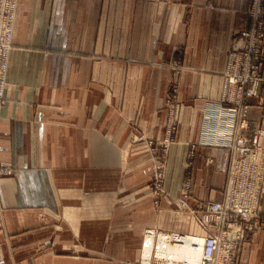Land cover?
I'll return each mask as SVG.
<instances>
[{
  "label": "crops",
  "instance_id": "obj_1",
  "mask_svg": "<svg viewBox=\"0 0 264 264\" xmlns=\"http://www.w3.org/2000/svg\"><path fill=\"white\" fill-rule=\"evenodd\" d=\"M249 2L20 0L0 116V160L15 168L0 179V264H139L144 230L179 219L150 188L175 80L182 117L164 187L187 189L191 207L223 200L231 150L191 144ZM249 114L258 120L257 105ZM260 205L264 215V195ZM240 251L237 264H264V224Z\"/></svg>",
  "mask_w": 264,
  "mask_h": 264
},
{
  "label": "built area",
  "instance_id": "obj_2",
  "mask_svg": "<svg viewBox=\"0 0 264 264\" xmlns=\"http://www.w3.org/2000/svg\"><path fill=\"white\" fill-rule=\"evenodd\" d=\"M250 1L248 13L253 28L240 33L245 42L229 55L220 101H207L201 138L192 144L225 146L231 150L225 197L221 201H200L193 209L204 233H176L184 241L189 239L193 248H201L197 264H237L244 241L264 224L260 209L264 193V0ZM16 10L17 0H0V115L6 102ZM253 97L260 99L258 105L251 100ZM253 105L259 108L257 121L249 114ZM7 170L0 161V174ZM185 186L189 188L188 184ZM183 195L175 198L188 205L190 192L185 189ZM148 232L161 236L155 229ZM178 264L192 263L182 259Z\"/></svg>",
  "mask_w": 264,
  "mask_h": 264
},
{
  "label": "rangeland",
  "instance_id": "obj_3",
  "mask_svg": "<svg viewBox=\"0 0 264 264\" xmlns=\"http://www.w3.org/2000/svg\"><path fill=\"white\" fill-rule=\"evenodd\" d=\"M19 2L20 0H17V10H16V15L18 14V7H19ZM251 2V1H250ZM250 2H249V5H248V9H250ZM252 19L251 15L249 16V13H248V24L246 27H244L243 29L237 31V34L235 36V42H234V45L232 47V49L228 52V58H229V55L231 52H234L236 50H239L241 49L242 45H244V42H245V39L242 40L240 38V36H242L240 33L242 31H250L252 28H253V23L250 22V19ZM17 18H18V15H17ZM17 21V19H16ZM15 36V35H14ZM264 48V46H263ZM12 52V51H11ZM228 62V60H227ZM227 65V64H226ZM226 65H225V68L226 69ZM223 69V70H224ZM263 76H264V63H263ZM180 86H179V82L177 80H175L172 84V87L170 88V92L166 98V105H167V113H168V121H167V124L165 126V129H164V132H165V135H164V139L162 140V142L160 143V150H159V156L158 158L155 160V168H154V172H153V175H152V183H150V188L152 189V195H154V206L157 208L156 210H158L159 212H161L162 210H165L163 209L164 207H161L160 208V205H161V202H162V199H164L165 195H169L176 203H178L179 205V219L174 221V226L173 228H169V229H165V228H162V227H159L158 225H151V226H148V228H146L143 232V235H142V242H141V246H140V256L138 258V262L139 264H165L166 262H169V263H178L177 260H171L169 259L168 257L164 256V255H158L156 254V250L152 251L151 253V257L148 259L147 262L146 259H145V256L143 254V249H144V242H145V237L148 235V230L149 229H155L156 231H158L160 233V235H163V233L165 234H171L172 232L173 233H177L178 231H181V232H184V233H189V234H203V230L201 228V225H200V222H198L197 218H196V215L195 213H193V209L195 207H191L188 203V201H186L188 203V205H185L183 203H181L179 201V199L175 198V197H184V193H185V190H182L181 193H177L176 195L174 193H169L165 187H164V183H166V179L165 176L166 175V170L168 168V159H169V154L171 152V145L172 144H175L176 141H177V134H178V128L177 126L179 127V123L181 121V110H182V101L180 100ZM178 91V92H177ZM178 95V96H177ZM222 96V93L220 95V98ZM178 98V99H177ZM220 98L218 100H214V101H220ZM252 101H255L256 104L258 105V102H259V98H251ZM209 101V100H208ZM179 103V104H178ZM207 103V101H206ZM205 107H206V104H205ZM205 107H204V110H203V120H204V111H205ZM258 107V106H257ZM1 116V115H0ZM176 119V124L175 126H173L172 124V121ZM174 128V130H173ZM175 131V132H174ZM141 139V136H139V134H134L133 137H132V142H136L138 140ZM150 145H152V142L149 143ZM165 144L169 145V146H165ZM192 146V144H191ZM195 147L192 146L191 148V151L194 149ZM192 154V153H191ZM192 155H191V158H188L187 162L188 164H192ZM1 161V160H0ZM4 166L8 169L6 173L4 174H0V179H7L9 178L15 171V168L14 166H12L11 163H7V162H4V161H1ZM159 168L161 169V172L159 173ZM162 176V177H161ZM160 177V180L159 178ZM191 178L189 175L186 176V184L190 185V181H191ZM164 194V195H163ZM264 195V193H263ZM162 198V199H161ZM186 199V198H185ZM260 209H261V205H260ZM170 213H171V210H170ZM182 213V214H181ZM261 215L262 217L264 218V215L262 213V210H261ZM178 218V217H177ZM176 223L178 224V226L176 225ZM158 228V230H157ZM198 228V229H197ZM189 230V231H188ZM162 231V232H160ZM162 233V234H161ZM159 235V236H160ZM151 260V261H150Z\"/></svg>",
  "mask_w": 264,
  "mask_h": 264
},
{
  "label": "bare ground",
  "instance_id": "obj_4",
  "mask_svg": "<svg viewBox=\"0 0 264 264\" xmlns=\"http://www.w3.org/2000/svg\"><path fill=\"white\" fill-rule=\"evenodd\" d=\"M177 128H178V126H177ZM150 143H151V141H150ZM151 183H152V181H151ZM157 230H158V228H157ZM160 232H162V231H160ZM179 236L180 235L176 234V233H174V234L163 233V235H161L160 237H157L156 234H154V233L153 234L148 233V235L145 237L144 249H143V254H144L145 259H146L145 262H147L148 259L151 257L152 251L156 250V254L164 255V256L168 257L169 259H172V260L179 261V260L183 259V260L190 261L192 264L199 263L201 255H202L201 248H193L192 242H190L189 239H186L184 241V239L182 240V238H179ZM178 240H181L182 242H180ZM151 259H152V257H151Z\"/></svg>",
  "mask_w": 264,
  "mask_h": 264
}]
</instances>
